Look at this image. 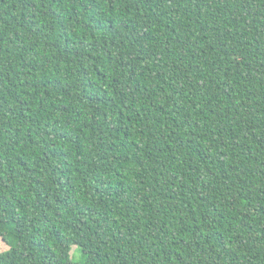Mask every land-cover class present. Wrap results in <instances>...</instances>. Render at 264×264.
<instances>
[{
    "label": "trees",
    "instance_id": "trees-1",
    "mask_svg": "<svg viewBox=\"0 0 264 264\" xmlns=\"http://www.w3.org/2000/svg\"><path fill=\"white\" fill-rule=\"evenodd\" d=\"M0 237L264 264V0H0Z\"/></svg>",
    "mask_w": 264,
    "mask_h": 264
},
{
    "label": "rangeland",
    "instance_id": "rangeland-1",
    "mask_svg": "<svg viewBox=\"0 0 264 264\" xmlns=\"http://www.w3.org/2000/svg\"><path fill=\"white\" fill-rule=\"evenodd\" d=\"M9 247H10L9 244L6 243V242L2 239V237H0V251L7 250V249H9ZM72 252H73L74 259H75L76 261H82V260H84V255H83L82 251H81V250H78V249L76 248V246L73 247Z\"/></svg>",
    "mask_w": 264,
    "mask_h": 264
}]
</instances>
